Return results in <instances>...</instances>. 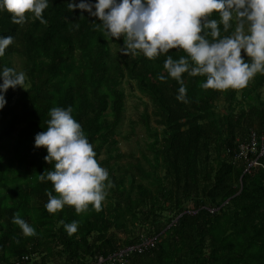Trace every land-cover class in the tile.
Listing matches in <instances>:
<instances>
[{
  "label": "trees",
  "instance_id": "obj_1",
  "mask_svg": "<svg viewBox=\"0 0 264 264\" xmlns=\"http://www.w3.org/2000/svg\"><path fill=\"white\" fill-rule=\"evenodd\" d=\"M43 15L47 24L29 18L20 25L0 10V35L15 37L0 67H15L20 58L28 85L24 91L10 87L0 109V264H17L30 254L38 256L36 264H93L100 258L112 264L109 257L122 246L110 229L130 234L138 225L145 234L126 245L142 237L157 242L128 264H264V170L247 171L239 157L251 132L264 135V73L226 90L203 89L204 77L185 73V103L176 98L174 78L159 79L166 56L178 59L187 55L183 49L155 58L139 50L124 54L123 37H106L98 17L70 10L68 0H50ZM125 82L148 98L153 113L146 107L143 124L152 131L153 116L157 128L153 158L142 153L121 164L117 134L126 113ZM69 105L113 186L98 210L89 205L77 213L65 205L50 213L44 205L53 185L39 174L55 162L45 161L47 149L34 139L47 127L51 107ZM194 198L191 210L188 200ZM17 211L37 235L25 236L12 222ZM73 220L80 222L78 231L69 235L62 222Z\"/></svg>",
  "mask_w": 264,
  "mask_h": 264
},
{
  "label": "clouds",
  "instance_id": "obj_2",
  "mask_svg": "<svg viewBox=\"0 0 264 264\" xmlns=\"http://www.w3.org/2000/svg\"><path fill=\"white\" fill-rule=\"evenodd\" d=\"M49 3L50 0H0V10L11 13L16 24L23 25L29 18L47 24L43 13ZM68 6L98 17L97 27L106 37H123L124 54L139 50L147 58H155L170 49H183L187 55L178 59L166 56V74L159 75L161 81L171 77L179 83V101L188 102L185 73L204 77L200 82L203 89L218 90L243 88L257 73H264V0H68ZM14 40L12 35H0V57ZM0 81L3 109L7 90L24 87L26 73L3 66ZM48 115L47 127L35 134L34 143L47 149L45 161L55 162L54 169L39 175L41 180L52 182L58 195L46 189L48 200L44 207L50 213L65 205L74 206L77 213L89 205L100 209L107 189L113 186L108 169L98 162L94 144L73 116L71 105L53 106ZM12 222L25 236L37 235L36 228L19 211L13 214ZM62 223L72 235L80 222Z\"/></svg>",
  "mask_w": 264,
  "mask_h": 264
},
{
  "label": "rangeland",
  "instance_id": "obj_3",
  "mask_svg": "<svg viewBox=\"0 0 264 264\" xmlns=\"http://www.w3.org/2000/svg\"><path fill=\"white\" fill-rule=\"evenodd\" d=\"M243 55V53H242ZM15 67L18 71H24L23 63L20 58H16ZM126 93V113L122 125L119 128L117 139L119 140L118 148L119 153L124 154V159L121 164H127L134 161V158H139L142 153L148 154L150 159L153 158V152L150 149V145L153 142V137L151 136L153 130L157 128L155 119L151 118V129L148 131L146 126L143 124V114L147 107L149 115L153 113L152 104L149 102L148 98L140 94L137 89L132 90L128 83L123 84ZM25 87V88H24ZM20 86V91H24L28 85ZM261 93L264 97V85L261 88ZM219 107L222 109V103H219ZM158 131L161 133L162 128L158 127ZM105 159L101 157L100 160ZM144 166L149 169V164L142 161ZM163 172V171H162ZM188 206L191 210H194L196 199L188 200ZM166 215L168 213H165ZM145 230V229H144ZM142 228L138 226L131 227L132 233H126L124 228L119 226H112L109 231L110 236H116L119 239L120 245L124 246L130 239H134L137 235L144 233ZM147 233V232H146Z\"/></svg>",
  "mask_w": 264,
  "mask_h": 264
},
{
  "label": "built area",
  "instance_id": "obj_4",
  "mask_svg": "<svg viewBox=\"0 0 264 264\" xmlns=\"http://www.w3.org/2000/svg\"><path fill=\"white\" fill-rule=\"evenodd\" d=\"M239 157L243 158L247 163V171L253 168H260L264 170V135H259L256 132H251L248 141L241 143ZM214 212V210H211ZM191 213H196L191 211ZM157 238L154 237H142L139 242L134 244H128L120 247L119 251L113 256L109 257V262L118 264H128L133 255L144 254L146 251L153 249L156 245ZM38 256L36 254L22 256L17 264H36ZM104 259L100 258L96 263L102 264Z\"/></svg>",
  "mask_w": 264,
  "mask_h": 264
}]
</instances>
